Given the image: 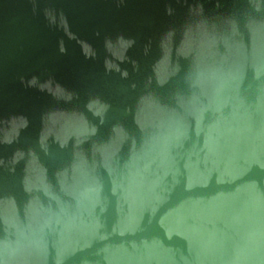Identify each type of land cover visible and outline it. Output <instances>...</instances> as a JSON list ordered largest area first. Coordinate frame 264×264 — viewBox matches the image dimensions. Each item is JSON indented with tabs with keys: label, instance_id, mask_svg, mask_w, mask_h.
Wrapping results in <instances>:
<instances>
[{
	"label": "water",
	"instance_id": "water-1",
	"mask_svg": "<svg viewBox=\"0 0 264 264\" xmlns=\"http://www.w3.org/2000/svg\"><path fill=\"white\" fill-rule=\"evenodd\" d=\"M0 264H264V0H0Z\"/></svg>",
	"mask_w": 264,
	"mask_h": 264
}]
</instances>
